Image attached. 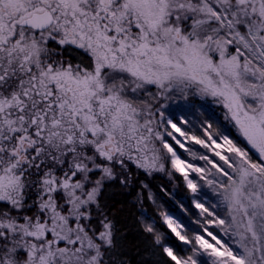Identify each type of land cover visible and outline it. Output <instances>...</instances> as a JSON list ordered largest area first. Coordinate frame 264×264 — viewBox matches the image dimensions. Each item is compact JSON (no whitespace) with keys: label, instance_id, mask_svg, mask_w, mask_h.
<instances>
[{"label":"snow or ice","instance_id":"1","mask_svg":"<svg viewBox=\"0 0 264 264\" xmlns=\"http://www.w3.org/2000/svg\"><path fill=\"white\" fill-rule=\"evenodd\" d=\"M0 264H264V0H0Z\"/></svg>","mask_w":264,"mask_h":264},{"label":"trees","instance_id":"2","mask_svg":"<svg viewBox=\"0 0 264 264\" xmlns=\"http://www.w3.org/2000/svg\"><path fill=\"white\" fill-rule=\"evenodd\" d=\"M151 183L155 191H159L158 186L161 184H167L169 190H172V184L168 183L167 178L165 176L158 175L154 180L151 181ZM175 191H176L177 198H180L183 196V192L180 191V189H176ZM161 196H162L161 203L165 204L166 207L174 203L173 201H170L167 196H163L162 193H161Z\"/></svg>","mask_w":264,"mask_h":264}]
</instances>
